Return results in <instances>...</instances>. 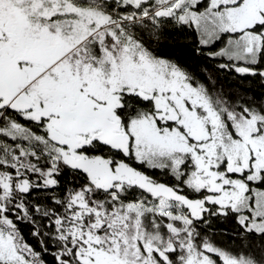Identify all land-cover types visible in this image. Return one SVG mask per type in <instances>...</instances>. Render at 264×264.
I'll return each instance as SVG.
<instances>
[{
	"label": "snow or ice",
	"instance_id": "obj_1",
	"mask_svg": "<svg viewBox=\"0 0 264 264\" xmlns=\"http://www.w3.org/2000/svg\"><path fill=\"white\" fill-rule=\"evenodd\" d=\"M0 264H264V0H0Z\"/></svg>",
	"mask_w": 264,
	"mask_h": 264
}]
</instances>
